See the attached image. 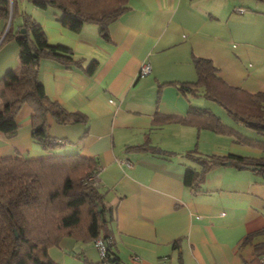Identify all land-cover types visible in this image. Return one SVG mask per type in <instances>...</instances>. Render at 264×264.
<instances>
[{
  "label": "crops",
  "instance_id": "1",
  "mask_svg": "<svg viewBox=\"0 0 264 264\" xmlns=\"http://www.w3.org/2000/svg\"><path fill=\"white\" fill-rule=\"evenodd\" d=\"M11 1L14 16L0 17V79L20 65L18 42L4 38L10 26L20 28L25 13L41 23L50 43L78 59L72 66L51 58L40 62L47 94L86 117L61 124L50 115L48 129L63 140L57 153L97 161L99 189L114 214L108 232L122 264H260L264 175L251 166L218 165L195 187L185 183V175L189 168L202 171L199 156L258 158L264 151L181 119L192 107L208 109L245 137L263 139L208 99L203 88L187 91L181 85L197 81L194 58L202 57L229 85L264 92V0H129L107 38L94 23L72 30L55 6ZM144 61L152 71L141 77ZM33 115L25 103L16 135L0 133V159L51 155L32 136ZM48 251L58 264L101 262L94 240L63 236ZM132 254L140 261H132Z\"/></svg>",
  "mask_w": 264,
  "mask_h": 264
},
{
  "label": "trees",
  "instance_id": "2",
  "mask_svg": "<svg viewBox=\"0 0 264 264\" xmlns=\"http://www.w3.org/2000/svg\"><path fill=\"white\" fill-rule=\"evenodd\" d=\"M33 2L40 8L49 5L59 8L62 12L59 20L74 31L84 23L97 24L105 38L109 36V27L129 8V0ZM16 9L14 1L0 0V17L6 21L14 16ZM4 39L18 42L20 65L8 70L0 79V133L8 138L16 135L17 115L22 106L29 103L34 111L32 136L51 155L0 159V264H58L48 250L63 236L86 241L103 234L104 238L112 240L108 223L114 218L113 209L107 206L99 184L88 179L99 172L97 161L77 152L57 153L55 150L63 140L50 135L48 129L50 115L61 124L85 122L86 117L52 99L38 76L44 58L55 59L66 66L79 61L72 51L50 43L41 23L30 14L25 13L17 31H12L10 26ZM194 63L198 79L183 83L181 89L203 88L204 95L222 105L235 120L264 135V92L250 93L229 85L210 59L195 57ZM94 68L95 62L87 70L92 73ZM181 121L231 135L237 142L264 151V140L245 137L208 109L192 107ZM198 159L202 171L189 168L185 175V183L193 187L206 171L218 165L251 166L264 175V155L251 158L232 153L211 154ZM113 245L112 240L108 250L114 254L113 262L122 264ZM256 252L264 253V243L256 246Z\"/></svg>",
  "mask_w": 264,
  "mask_h": 264
},
{
  "label": "built area",
  "instance_id": "3",
  "mask_svg": "<svg viewBox=\"0 0 264 264\" xmlns=\"http://www.w3.org/2000/svg\"><path fill=\"white\" fill-rule=\"evenodd\" d=\"M243 11V8L238 9ZM152 71V65L149 61H144L139 70V76H146ZM89 180L99 184V172L92 174ZM112 242L111 239L104 238L102 235L94 239L95 246L99 250L101 264H116L113 262L114 254L108 250V245ZM131 260L134 262L140 261V256L131 255ZM260 264H264V257L260 259Z\"/></svg>",
  "mask_w": 264,
  "mask_h": 264
},
{
  "label": "rangeland",
  "instance_id": "4",
  "mask_svg": "<svg viewBox=\"0 0 264 264\" xmlns=\"http://www.w3.org/2000/svg\"><path fill=\"white\" fill-rule=\"evenodd\" d=\"M28 1H29V0H26V3H25L26 5L29 3ZM25 4H24V5H25ZM231 120L233 121L232 118H231ZM234 122H235V121H234ZM258 136H260L259 138H262V139L264 140V135H260V134H258Z\"/></svg>",
  "mask_w": 264,
  "mask_h": 264
},
{
  "label": "water",
  "instance_id": "5",
  "mask_svg": "<svg viewBox=\"0 0 264 264\" xmlns=\"http://www.w3.org/2000/svg\"><path fill=\"white\" fill-rule=\"evenodd\" d=\"M21 31H23V32H24V31H25V29H24V28H22V29H21Z\"/></svg>",
  "mask_w": 264,
  "mask_h": 264
}]
</instances>
